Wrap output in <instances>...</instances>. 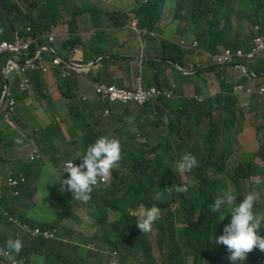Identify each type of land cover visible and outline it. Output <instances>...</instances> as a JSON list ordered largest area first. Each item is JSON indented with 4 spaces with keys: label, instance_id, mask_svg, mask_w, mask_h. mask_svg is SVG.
I'll return each mask as SVG.
<instances>
[{
    "label": "trees",
    "instance_id": "1",
    "mask_svg": "<svg viewBox=\"0 0 264 264\" xmlns=\"http://www.w3.org/2000/svg\"><path fill=\"white\" fill-rule=\"evenodd\" d=\"M45 1L47 7L48 2H74V0H20V5L10 0H0V29L3 30L1 39L12 40L16 32L20 37H24L30 28L31 34L40 38V45H45L44 37L54 27L60 26L57 17L65 15L60 12L52 19L42 17L40 7H43ZM168 3H171L172 7L166 13ZM130 5V11L117 12L121 19L128 21L136 16L143 29L155 31L159 20L162 17L166 18L177 34L198 40L199 47L196 51L201 55L206 52L211 56H217L224 49L249 50L254 39L264 34V0H130ZM73 6L76 15L84 13L77 3H73ZM78 29V19L73 20L69 32L76 38L71 40L70 37L64 43V48L70 52L74 51L73 47L76 44H82ZM38 47L33 46L30 55L22 61L23 64L35 56ZM164 48L165 54L160 61H149L155 75L161 72L164 63L170 64L175 70H178V66L184 65V54L188 50L184 51L183 47L174 43L169 45L165 43ZM7 59L8 57H0V67L4 66ZM237 63L243 61L238 60L234 64ZM251 70L258 76L264 74V56L251 67ZM4 85V77L0 71V95ZM178 96L177 100L158 99L155 108L136 110L125 106L121 111L116 110L110 119L103 118L102 133L124 140L125 154L120 162L124 168L114 172L110 182L121 191L116 192L117 198L115 197L114 203L92 212V215L100 218L95 222L99 232L97 245L87 250L92 256L98 255L101 251V257L105 259L102 249L109 252L117 250L119 260L123 264H128V260L132 258L136 264H158L153 245L148 239L158 228L154 226V231L146 235L131 230L125 221L126 217L119 211L118 199L138 207L143 205L149 208L155 204L161 208L162 216L165 208L169 207L170 211L165 217L169 216L171 234L167 237L162 233L155 238L160 253H167V256L163 257V264H188L190 258L193 264H203L202 260L208 256L211 257V264H233L228 259L230 253L226 246L216 243L214 239L224 234L221 229L227 220V214L223 209L220 213H212L209 206L228 190L240 197L245 188L241 185L240 179L248 182L252 177L264 178V166L256 163L257 158L264 162V124L258 128L261 141L259 150L243 155L231 174L226 172L225 164L230 161L234 152L230 135H227L234 126L227 122L226 116L232 123L237 119L238 112L234 108L238 104V99L233 94V87L222 84V92L205 103L193 98L188 99L180 90ZM209 105L210 109H207ZM188 108L191 109V118L183 122ZM217 111L220 112V116L215 121L214 116L209 113ZM199 112L208 118V125L203 128L200 127L202 125L200 118L195 119L193 116ZM240 113L244 115V111ZM130 116H135L131 125L126 122V117ZM167 116L170 117L169 124L164 122ZM259 117L264 119V110L260 111ZM165 125L171 129L168 134L163 130ZM142 138L145 139L144 143L139 142ZM185 152H191L198 161V166L189 174V181L185 183L190 185L189 192L180 194L163 191L181 183L180 177L175 173V164ZM63 177L67 179L68 175L65 174ZM25 181L26 177L23 174L8 176L7 184L12 188L14 197H19V188ZM250 187L254 188L255 185L251 184ZM157 193L161 196L159 200L155 199ZM91 196V199L96 200V196ZM167 196L171 198H166ZM254 210L257 214L264 215V207L260 206L258 209V205H255ZM108 221L112 224L111 229ZM157 222L167 223L165 219ZM34 224L43 230L53 232L56 236L60 235L62 229L59 223L50 226L45 222ZM31 226L27 224V227ZM162 231L165 232V228H162ZM120 233H132L135 236L131 237L133 239L131 241ZM258 234L264 237V225L258 230ZM5 243L0 241V246ZM92 256L87 255L85 262L82 257L62 259L51 254L41 256L37 261L40 264H48L61 259L65 264H90ZM263 260L264 252L256 248L248 254L245 261H236L235 264H258Z\"/></svg>",
    "mask_w": 264,
    "mask_h": 264
},
{
    "label": "crops",
    "instance_id": "2",
    "mask_svg": "<svg viewBox=\"0 0 264 264\" xmlns=\"http://www.w3.org/2000/svg\"><path fill=\"white\" fill-rule=\"evenodd\" d=\"M130 9V0H125L119 2L118 9L113 14L103 13L98 16L95 14L97 7L84 12L82 15L92 14L94 16L78 19L79 29L83 26H92L96 37L88 40L86 34H91V32H79V37L82 36L86 42L85 46L82 40V44L77 45L78 48L72 52L64 48V43L71 37L69 29L66 26L53 28L49 34L55 35L56 41L50 43L48 36L44 39V43L51 46V51L45 52L41 58V62L47 65L48 71L42 70L40 65L27 74L22 73L20 69L13 71L11 92L18 100V110L10 122L3 123L0 131V136H11L13 140L0 138V146H8L10 154L23 162H32L44 168L54 164L64 167L67 161H75L79 155L85 153V149L95 138L98 139L104 135L102 133L103 118L106 111L109 109L121 111L125 108L120 103L116 106L111 104L110 87L112 84L120 85L128 90H134L143 85L158 86L162 91L177 89L188 99L193 96H202L205 101L219 95L222 92V84L233 88L243 84L252 86L244 90L243 94L236 96L238 104L234 110L238 112L237 119L232 123L226 116L227 122L234 126L227 135H230L235 148L243 146L247 151H257L259 142L256 128L259 127V115L260 111L264 110V101L256 99L253 92L264 84V74L257 75V78L253 80L248 78L243 73L245 71L237 64L218 66L215 62L216 57H212L209 53L203 52L201 55L195 49L183 47L184 51L188 50L184 54L183 67L178 66V70H175L170 64L164 63L161 72L155 75L154 68L148 62L162 57L161 41L149 36L139 38L131 29L134 16L126 21L117 14L120 10L130 11ZM157 35L179 46H182L183 41L188 44L193 41L188 36L177 34L166 18H162ZM178 36L183 39L178 41ZM143 54L145 57L141 58ZM28 56V54L11 55L19 61H23ZM59 58L68 60V63L61 62L58 66L51 64ZM106 58L110 60H105ZM257 62L250 67L256 65ZM73 63L75 65L92 64L93 66L86 70L76 71L71 68ZM66 71H70V74L64 75ZM26 81L32 83V89L29 92H22L21 84ZM258 83H260L259 86H255ZM171 87L173 88L169 89ZM157 101L154 100L144 107L136 106L134 109L155 108ZM244 106L252 108L253 112L245 110ZM207 109H210V105ZM240 111H244V115ZM202 114L200 112L193 114L195 119L200 118L201 128L208 124L207 116ZM191 115V109L188 108L183 122L191 118ZM213 116L215 121L218 120L220 112H215ZM164 122L169 124L170 117L167 116ZM163 130L165 134L171 131L168 125H165ZM21 150L26 155H22ZM33 156L35 159H32ZM11 174H23L26 181L38 177L37 173L23 166H17L12 173L8 172L6 181ZM64 175H52V177L60 181ZM7 187L9 190L0 198V203L7 208L17 205L18 216L30 214L33 208L39 207L37 203L25 200L21 192H19V197H14L12 188L8 184ZM92 212L71 209L65 211L68 215L73 214L74 223H83V219H88ZM95 222L93 228L99 235ZM55 223L61 225L60 232H65L66 228L60 220ZM80 231H68L66 234L68 243L64 247L54 250H38L35 259L51 254L58 255L62 259L82 257L84 253L78 254L70 250V247L76 243L87 245V243H93V240ZM7 240L8 238L0 232V241L5 243ZM103 251L105 256L108 251L105 249ZM93 257L90 264H97L95 256ZM53 261L54 264H65L61 259ZM101 264H107L105 259H102Z\"/></svg>",
    "mask_w": 264,
    "mask_h": 264
},
{
    "label": "rangeland",
    "instance_id": "3",
    "mask_svg": "<svg viewBox=\"0 0 264 264\" xmlns=\"http://www.w3.org/2000/svg\"><path fill=\"white\" fill-rule=\"evenodd\" d=\"M13 2H19V0H12ZM125 0H74V2H48V7L45 1V4L41 6V16L46 17L48 19L55 18L54 16L58 13H64V16H58V24L60 26H66L69 29L70 23L76 19H86L87 17H93L91 15H76L73 3H77L80 9L83 12H89V10H93L94 7H97L96 15H103V13L113 14V12L118 9L119 2H124ZM52 6V7H50ZM172 4L168 3L166 7V13L171 10ZM136 18L134 16L132 19ZM125 24V23H124ZM112 28V27H111ZM94 27L92 26H83L81 29H78L79 32H91V34H86L88 40L95 39V35L93 33ZM150 34V33H149ZM76 37L71 36V40H74ZM82 38V36H81ZM186 38V37H185ZM183 38H177L178 41H181ZM85 46V40L82 38ZM78 48L77 44L73 47V50ZM144 55V54H143ZM143 55L141 57H143ZM260 83L255 86H259ZM173 87L169 88L172 89ZM176 93V89H175ZM176 99V97L171 100ZM254 104V102H253ZM215 112H210V115H213ZM264 120L259 118V125L262 124ZM0 138H6L13 140L11 136H0ZM257 140H260L257 136ZM140 143H143L144 140L140 139ZM255 142V141H254ZM22 155H26L23 150L20 151ZM251 151H247L243 146H240L236 149L235 153L231 157L230 161L225 164L226 172L233 174L234 169L236 168L238 162L243 157L245 153H249ZM3 153V155H1ZM17 166H23L29 170L34 171L38 174L36 179H30L23 182L22 186L19 188V192H21L25 196V200L30 201L32 203H37L39 205L38 208H33L30 214L24 215L22 217L18 216L17 210L18 206H9V208L3 206L0 203V232L2 235L7 237L8 239H16L19 238L23 241V250L20 253L18 259L23 260L24 264H40L35 259L38 250H54L59 247H64L68 242V238L66 234L68 231L81 230L82 234L86 237H89L93 240V243H87V245H80L76 243L80 247L77 248L75 245L70 247V250L75 251L78 254H83V258L85 262L87 261V255L92 254L87 251L90 247H95L97 245L98 233L93 228V224L97 219H100L97 215H91L88 219L84 218L83 223H74L72 221L73 214L68 215L65 213L67 209L71 210H79L82 212H92L95 209H100L102 207H108L112 203H114L115 197L117 198L116 192H121L118 188L114 187L112 183H105L104 179L99 181L94 187L91 195L96 196V200L91 199L87 203H83L80 201H74L73 194L67 190L61 191L62 184L60 181L52 177V175H64L66 174L64 171V167L59 166L58 164L51 165L49 167H40L32 162H23L21 160L16 159L14 156L10 154V149L8 146L3 145L0 146V198L4 196V194L9 190L7 187L6 175L8 172L12 173ZM123 165L119 164V167L112 170V172H119ZM68 175V174H67ZM179 176V175H178ZM180 182L187 183L189 181V173L184 175H180ZM104 182V183H103ZM240 183L244 188L241 193V197H245L249 192H255L258 194V209L260 206L264 207V178L263 177H253L248 182H244L240 179ZM254 184L255 187L251 188L250 185ZM232 195L237 198V195L234 192H231ZM166 198H171V196H167ZM155 200V199H153ZM117 206L119 207V211L122 215L126 217L125 221L128 227L131 230H137L139 233H142L136 225V217L138 214V209L140 207L130 205L125 201H119L117 199ZM170 209L167 206L164 210V214L161 219H165L167 223L156 222L155 226L158 228L157 231L148 239L151 241L154 249V254L158 264H163V257L167 256V253H160L158 247L155 243V238L165 233L167 237L171 234V226L169 225V216L168 215ZM260 211V210H259ZM94 216V218H92ZM60 220L61 224L65 226V232H60L59 236H56L53 232L49 230H43L40 227L36 226L34 223L36 222H47L48 226L55 223V221ZM109 227L112 228V224L110 221ZM27 224H31V227H27ZM162 228H165V232L162 231ZM47 234V235H45ZM125 238L133 241L131 239L132 236H135L132 233H120ZM76 237V236H74ZM73 244V243H71ZM134 257L133 254H131ZM92 256V260H93ZM210 256L206 259L202 260L203 264H211ZM95 261L97 264L102 263L101 251L98 255L95 256ZM132 263L136 264L134 259L132 258ZM0 264H8L6 260L0 258ZM48 264H54V261H51ZM188 264H193L192 258L189 259Z\"/></svg>",
    "mask_w": 264,
    "mask_h": 264
},
{
    "label": "clouds",
    "instance_id": "4",
    "mask_svg": "<svg viewBox=\"0 0 264 264\" xmlns=\"http://www.w3.org/2000/svg\"><path fill=\"white\" fill-rule=\"evenodd\" d=\"M10 1L13 2L12 0H10ZM14 3H18L21 5L20 0H19V2H14ZM162 18H161V20H159L155 31H149L148 29H143L140 26V21H139L138 17L132 19L131 29L141 39H143L145 36L154 37L156 39H159L161 41V44H162V49H163L162 57H163L165 54L164 44L166 43L167 45H169L170 43H174V44H176V43L169 40V39L161 38L157 35L159 25L162 21ZM2 35H3V30L0 29V41H12L14 39V36H13L12 40L1 39ZM262 35H264V34H262ZM47 36L49 37V42H50L51 36H54L55 41H56L55 35L47 34L44 37V39ZM192 39H193V41L191 42V44H188L185 41L186 43L183 44V42H182L181 47H184L186 49H195V50L198 49V47H199L198 40L196 38H192ZM195 41L198 42L197 46L194 45ZM253 43H254V41H253ZM43 46H47L51 49L50 45L45 44ZM38 49H39V47H38ZM225 50H227V49H224L223 53L225 52ZM238 50H240V49H238ZM244 50H246V49H244ZM30 52H28L26 54L30 55ZM46 52H49V51H46ZM223 53H220L217 56H212V57H216L215 62L217 63L218 66L224 67V66L232 65L235 63V61H238V60L243 61V63H237V65H239V68H241V66L246 67L245 70L241 68L242 70L245 71L243 73L248 78H251L253 80H255L257 78V74L251 70V67H250L251 65L249 67H247V62L243 59H235L232 63L225 64V65L219 64L217 62V57H219ZM22 55H24V54H22ZM263 56H264V54L257 61H259ZM2 57H8V59L11 58L13 60H16V59L12 58L11 55L2 56ZM144 57H145V54L141 58H144ZM162 57H160L158 59H154V60L160 61L162 59ZM59 59L64 63H68V60L64 61L62 58H59ZM16 61H18V63L21 64V67H25L26 63L23 64L22 61H19V60H16ZM51 64L54 65V61H52ZM54 66H58V65H54ZM80 66L91 68L93 65L92 64H89V65L77 64V65H75L73 63L71 68H73L76 71H79V70H77V68ZM3 67L4 66L0 67V71L3 74L5 85L3 86V91L0 95V103H1V105L6 106L7 118L4 122H2V121L0 122L2 125H3V123L10 122L18 110V103L17 104H11L10 102H8V99H7V93L10 92L11 97H13L18 102V100L14 97V95L11 92V87H12V82H13L11 79V76L13 73L6 74L3 71ZM47 69H48V67H47ZM31 70H33V69H30V71ZM27 73H24V74H27ZM238 86H242V88H244L246 90V89H250L252 85L241 84V85H237L236 87H238ZM21 87H22V89H25L22 92H29L32 89V83L29 81H26V82L21 84ZM145 87H153V86H145ZM156 87H158V86H156ZM235 88H233V94L235 96H237L234 92ZM167 92H170L172 94L169 97L168 96H162L160 98H167L169 100H171L174 97H176V99H174V100H177L179 98L177 89H176V93H175V89H172L171 91H167ZM254 96L256 99H260V100L264 101V99L260 98L256 94H254ZM198 97H202V96H193L192 98L198 100L197 99ZM5 98H6V101L3 104V101ZM160 98H158V99H160ZM202 98H204V97H202ZM158 99H155V100H158ZM204 101H205V99L202 102L201 101H199V102L203 103ZM148 104H146V105H148ZM146 105H144V106H146ZM144 106H140V107H144ZM135 107L136 106H133L132 108H135ZM244 108H245V110L252 112V108L247 107V106H244ZM115 111H116L115 109H109L108 111H106L104 119L105 120L110 119L113 116V114L115 113ZM254 113H258V112H254ZM0 118L3 119V113L2 112H0ZM134 120H135V116L126 117V122L130 125L133 124ZM262 124H264V122ZM258 128L259 127L256 128V132H257V136L260 140ZM230 139H231V137H230ZM143 140L145 142V139H143ZM123 141L124 140H122L121 138L104 134L100 138H98V139L96 138L94 141H92L91 145L88 146L85 153H83L82 155H79L77 157V159H80L79 161H76L77 159L75 160L76 162L73 160L67 161L64 164V171L66 174H68V178L67 179L63 178L62 181L60 182V184H62L64 186V187H62L61 191L67 190V191L71 192L73 194L74 201H80L83 203L89 202L92 198L91 193L93 191V187L99 181L104 179L105 180L104 182L110 183L111 180L113 179L114 172H112V170L119 167V164L123 158L122 156H124V154H125V145H124ZM231 143H232V141H231ZM232 145H233V143H232ZM260 145H261V141H260L259 147H260ZM233 149H234V152H233V154H234L236 149H238V148H235L233 146ZM257 151H251L249 153H253V152H257ZM233 154H232V156H233ZM231 157H230V159H231ZM32 159H35V157L33 156ZM258 160H259V162H258ZM256 163L260 164L261 166H264V162L260 158L256 159ZM197 166H198L197 158L191 152H185L180 157V159L177 160V162L175 164V173L179 176L184 175L186 173L190 174ZM257 177H259V176H257ZM189 190H190V185L185 184V183H183V184L179 183V184H176L175 186H173L171 188H166L163 191L168 192V193H172L174 191V192L180 193V194H187L189 192ZM160 198H161L160 193H157L155 196V199L159 200ZM258 199H259V196L255 192H249L245 197H241V196L238 197L237 196V198L235 199V197L231 193V190H228V191H225L222 196L217 197L214 200V203L209 206L210 211L212 213H220V212H222V209H223L225 211V213L227 214V220L224 222L223 227L221 229L224 231V234L220 235L218 238L215 237L214 239H215L216 243L226 246L228 252L230 253L228 259L230 261H232L233 264H235L236 261H241V262L245 261L248 257V254L251 253L256 248H258L261 252H264V237H261L258 234V230L262 227V225H264V215H259L254 210V206L258 205ZM161 218H162V210L160 207L156 206L155 204L149 208H146L143 205H141L140 208L138 209V214L136 217V225L144 235L150 234L154 231V226H155L156 222L159 221ZM136 232L139 234V232L137 230H136ZM45 235H47V234H45ZM23 246H24L23 241L19 238L8 239L3 246H0V258H3L4 260H6L8 262V264H24L23 260L18 259V257L20 256V253L23 250ZM102 250H104V249H102ZM119 259H120V255H119V252L117 250L113 251V252H109V251L106 252L105 261L107 264H123ZM131 260L132 259L128 260V264H133ZM258 264H264V260Z\"/></svg>",
    "mask_w": 264,
    "mask_h": 264
},
{
    "label": "built area",
    "instance_id": "5",
    "mask_svg": "<svg viewBox=\"0 0 264 264\" xmlns=\"http://www.w3.org/2000/svg\"><path fill=\"white\" fill-rule=\"evenodd\" d=\"M40 38L35 37L31 34V29H27V35L24 37H20L18 33H14V39L12 41H0V57L7 56V55H13V54H26L31 51L33 46L37 45L39 46V49L37 50L34 57L29 58L26 61L25 67H21V64L18 63V61L13 60L11 58L7 59L3 71L8 73H13L15 69H20L23 73H27L30 71V69H35L40 65V68H42L44 71H47V66L41 61L42 55L46 51H50L51 49L47 46H41L40 45ZM50 42H55V37H50ZM186 42L183 41V44ZM195 46L198 45V42L195 41ZM53 50V49H52ZM264 54V35L258 36L253 43V46L250 50H244L240 49L237 51H233L231 49L225 50V52L217 57V62L221 65L232 63L235 59H243L247 62V67L255 63L262 55ZM62 61L60 59L54 61V65H59ZM88 67H78L77 70H85ZM242 69H246L245 66H241ZM70 72L67 71L64 73V75H69ZM25 90V89H23ZM244 88L242 86H238L235 88V94L241 95L244 93ZM110 102L112 105L116 106L118 103L123 104L124 106H144L155 99H158L162 96H170L172 93L167 91H162L156 86L153 87H145L140 86L134 90H128L122 86L112 84L110 87ZM253 94H256L260 98L264 99V84ZM7 99L8 102L11 104H17V101L11 97V93H7ZM199 101H203L204 98L198 97ZM1 106V103H0ZM3 113V119L2 122H4L7 118V109L4 105L2 107ZM2 129V124L0 123V131Z\"/></svg>",
    "mask_w": 264,
    "mask_h": 264
},
{
    "label": "water",
    "instance_id": "6",
    "mask_svg": "<svg viewBox=\"0 0 264 264\" xmlns=\"http://www.w3.org/2000/svg\"><path fill=\"white\" fill-rule=\"evenodd\" d=\"M62 59H63V58H62ZM63 60L66 61L65 59H63ZM5 101H6V98L4 99L3 104H4ZM2 107H3V105L0 106V112H1V110H2Z\"/></svg>",
    "mask_w": 264,
    "mask_h": 264
}]
</instances>
